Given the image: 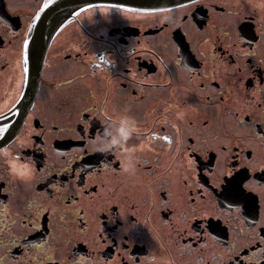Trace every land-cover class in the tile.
<instances>
[{
    "label": "flooded vegetation",
    "instance_id": "obj_1",
    "mask_svg": "<svg viewBox=\"0 0 264 264\" xmlns=\"http://www.w3.org/2000/svg\"><path fill=\"white\" fill-rule=\"evenodd\" d=\"M262 250L264 0H0V264Z\"/></svg>",
    "mask_w": 264,
    "mask_h": 264
},
{
    "label": "snow or ice",
    "instance_id": "obj_2",
    "mask_svg": "<svg viewBox=\"0 0 264 264\" xmlns=\"http://www.w3.org/2000/svg\"><path fill=\"white\" fill-rule=\"evenodd\" d=\"M41 55V48L37 41L33 40L32 44L29 46V59H35L37 64L39 63V58ZM235 168V165H233ZM21 175H26L27 170L20 173ZM230 177V178H229ZM225 178V183L223 185V199L230 201L232 203L244 202L247 205H250L253 212L256 211V199L251 200L250 193L246 192L245 189L248 187L244 182L248 179L247 172L241 173L239 171L228 172ZM204 215H212V212L204 209ZM124 227L129 231H135L137 229V222L131 221L125 217L123 219ZM264 251V250H262Z\"/></svg>",
    "mask_w": 264,
    "mask_h": 264
},
{
    "label": "clouds",
    "instance_id": "obj_3",
    "mask_svg": "<svg viewBox=\"0 0 264 264\" xmlns=\"http://www.w3.org/2000/svg\"><path fill=\"white\" fill-rule=\"evenodd\" d=\"M4 155H5V156H8V155H9V153H8L7 150H4ZM12 159H15V158H12ZM19 167H25V166L18 165L17 163H16V164H11V165H10V171H11L12 173L15 174V173L17 172V170H18ZM154 259H155L154 257H148V258H147V264H151V262H152Z\"/></svg>",
    "mask_w": 264,
    "mask_h": 264
},
{
    "label": "water",
    "instance_id": "obj_4",
    "mask_svg": "<svg viewBox=\"0 0 264 264\" xmlns=\"http://www.w3.org/2000/svg\"><path fill=\"white\" fill-rule=\"evenodd\" d=\"M55 26H56V25H55ZM53 29H54V26L49 27V28H48V32L50 33ZM44 48H45V46H43V49H44ZM43 53H44V52H43ZM43 53H42V54H43ZM41 57H42V55H41Z\"/></svg>",
    "mask_w": 264,
    "mask_h": 264
}]
</instances>
